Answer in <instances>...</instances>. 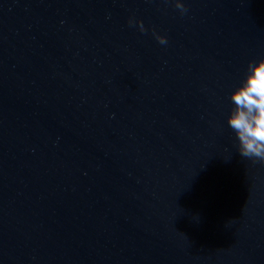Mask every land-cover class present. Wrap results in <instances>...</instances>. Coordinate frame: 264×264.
Wrapping results in <instances>:
<instances>
[{
    "label": "water",
    "instance_id": "water-1",
    "mask_svg": "<svg viewBox=\"0 0 264 264\" xmlns=\"http://www.w3.org/2000/svg\"><path fill=\"white\" fill-rule=\"evenodd\" d=\"M181 3L0 0V264H264L226 122L264 0Z\"/></svg>",
    "mask_w": 264,
    "mask_h": 264
},
{
    "label": "clouds",
    "instance_id": "clouds-1",
    "mask_svg": "<svg viewBox=\"0 0 264 264\" xmlns=\"http://www.w3.org/2000/svg\"><path fill=\"white\" fill-rule=\"evenodd\" d=\"M175 6L181 12L185 11L181 0H175ZM136 23L144 31L142 22ZM156 39L160 44L167 42L161 35H156ZM228 98L231 106L226 122L232 130L238 154L264 162V56L247 62L238 82L231 87Z\"/></svg>",
    "mask_w": 264,
    "mask_h": 264
}]
</instances>
